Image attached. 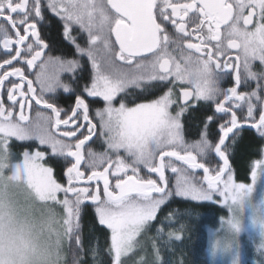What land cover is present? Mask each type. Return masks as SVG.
<instances>
[{"label": "snow or ice", "instance_id": "6c2138e0", "mask_svg": "<svg viewBox=\"0 0 264 264\" xmlns=\"http://www.w3.org/2000/svg\"><path fill=\"white\" fill-rule=\"evenodd\" d=\"M50 19L59 22L61 43L74 58L48 54ZM0 21V156L12 155L13 139L50 149L23 151L15 169L63 209L69 264H85L89 255L99 259V249L85 248L78 232L85 203L110 230V264H124L122 257L134 252L137 237L154 227L171 196L230 208L255 190V168H264V160L255 162L252 184L237 183L228 142L234 145L237 132L248 129L264 138V0H0ZM75 56H86L91 71L62 118L45 93L74 89L47 69L57 65L75 77L82 70ZM226 78L231 83L222 87ZM134 91L154 98L129 106ZM85 95L104 102L95 111L99 131ZM33 104L52 115L37 112L33 124L27 115ZM204 104L212 113L200 120L198 139L188 142L185 117L207 113ZM94 137L106 151L88 147ZM49 156L67 162V186L55 178L53 165L42 163Z\"/></svg>", "mask_w": 264, "mask_h": 264}, {"label": "rangeland", "instance_id": "374dc122", "mask_svg": "<svg viewBox=\"0 0 264 264\" xmlns=\"http://www.w3.org/2000/svg\"><path fill=\"white\" fill-rule=\"evenodd\" d=\"M11 142L12 155L0 156V264H28L29 252L37 248H40L48 264H69L70 249L63 209L60 206L58 214H55L47 199L39 195L23 176L17 174L15 164L21 158L23 150L16 142L17 147L13 148ZM262 154L264 156V149ZM261 169L262 173L255 185V201L247 198L230 208L219 205L226 210L229 218L224 221L223 228L216 232L215 237L211 236L209 264H242L241 260L238 263V260L221 259L223 254L229 258L242 256L241 248L244 245L251 243L250 246H253L261 237L264 240V200H260L261 194H264V168ZM249 184H252V179ZM173 197L186 198L176 195ZM25 219L36 222L34 230H25ZM108 232L110 235V230ZM137 240L139 247L135 253L139 254L140 251L143 252V244L144 249L147 245L143 234ZM122 260L151 258L129 254L122 257ZM256 261L248 260V264H257Z\"/></svg>", "mask_w": 264, "mask_h": 264}, {"label": "trees", "instance_id": "16d2710c", "mask_svg": "<svg viewBox=\"0 0 264 264\" xmlns=\"http://www.w3.org/2000/svg\"><path fill=\"white\" fill-rule=\"evenodd\" d=\"M264 142L252 135L242 137L233 154L234 171L240 182L246 183L248 162L264 160ZM54 176H62V166H54ZM259 168H257L258 171ZM261 169V168H260ZM168 217L169 219H165ZM225 213L217 206L189 200L174 199L164 206L153 221L154 227L148 230L149 246L141 253H130L142 258L144 264H209V232L222 228ZM81 237L85 248L90 244L99 249V259L94 261L85 256V264H110L106 255L109 244L108 233L98 224L94 212L89 209L83 215ZM172 233L173 235H169ZM261 246V239L253 246ZM246 248V247H245ZM254 250V247H252ZM135 253V254H134ZM259 255V254H257ZM262 255V254H261ZM124 264H141L142 260H123ZM258 262L261 260H257Z\"/></svg>", "mask_w": 264, "mask_h": 264}, {"label": "flooded vegetation", "instance_id": "af4514ba", "mask_svg": "<svg viewBox=\"0 0 264 264\" xmlns=\"http://www.w3.org/2000/svg\"><path fill=\"white\" fill-rule=\"evenodd\" d=\"M3 22V21H0ZM50 24L51 27L50 28H45V35L48 39V42L51 45L52 51L50 53H48L49 55H56V56H65L68 59H72L73 57V50L70 46L61 43V36H60V32H61V28L59 26V22L57 20H52L50 19ZM84 38L81 39V43L83 44L85 39H86V34H81ZM193 42H196L195 40H193ZM75 59H78L80 61V64L82 65V70H77L75 77H73V74L67 71H63L59 68V66L57 65H49L48 69H47V73L48 75H59V78L61 80L62 83H68L71 84L74 91L72 93H67L64 92L63 89L61 88H57L54 92L52 93H45V97L49 100V102L55 103L59 108H61L63 110L62 112V118H63V114L64 112H69V110L74 106V102H75V97L76 95L80 94V89H82L83 85L88 81L89 79V74H90V63L88 61V58L85 57H80V56H75ZM256 70L259 71L260 66L259 64H257L256 66ZM34 72H39V68H36L33 70ZM80 77H83L82 79ZM31 79L35 80V76L31 75L30 76ZM231 82L227 80L226 78V82L222 83V87H227L229 86ZM254 86V85H253ZM38 85H37V89H38ZM242 91H248L250 90V88H242ZM159 94V93H157ZM154 97L151 95H148L146 92L143 95H138L137 92H132L131 94H129L127 96L126 102L129 103V106H131L133 103H139V102H146V100H151ZM85 99L86 101L89 103L90 105V116L93 118V122L97 123V130L99 131V121L98 118L95 117V111L96 109L99 108H103L104 107V102L102 101L101 98H88L85 95ZM204 108L207 109V113L205 112H195V113H191L190 117L186 116L185 120H184V127H185V139L188 142H193L195 140L198 139L199 136V132L201 130V123L200 120L202 119L203 115L208 114L211 115L212 113V107L209 106L208 104H204L203 105ZM37 112L42 113L45 116H50L52 115L50 110H47L45 108H43L42 106H37L35 104H33L32 108L27 112V115L29 116L30 121L35 124L38 122V117H37ZM70 114V112H69ZM40 123H43L42 120L39 121ZM237 135L239 136V140L244 137V136H248V135H252L253 137L260 139L261 143L264 142V138H261L255 130H242L237 132ZM210 138L211 139H215L216 138V126L212 125L211 129H210ZM94 142L90 143L88 145V147H91L94 151L100 153V152H104L106 151V145L103 144L102 139H98V138H93ZM238 140V142H239ZM19 143V147L25 151V150H30V151H35V150H40V151H44L45 153H50V149L47 148L46 146H41L38 144L37 141L32 140V141H17V140H12V146L13 148L17 145L15 144ZM237 142V143H238ZM237 143H235L233 145L232 141L229 140L228 142V155L230 158V165L232 168V172L234 175V179L236 180L237 183H242L239 181V179L237 178V175L234 171V165H233V154L235 152V149L237 148ZM207 159H211V163L212 166L215 167V165L217 164V160L215 157H210ZM259 159H255L251 162V160H249L248 162V168H247V175H246V179L248 180L245 184H249L250 179H251V171L254 169V164L256 161H258ZM42 163H45L46 166L48 165H53L55 166L56 164H59L62 166V176L61 177H55L58 182H60L61 184L67 186V180L66 177L64 176V171L66 170V167L68 166L67 162L64 161L63 159H56L54 160L53 158H51L50 156L47 157L44 161H42ZM82 170H86L84 165H82ZM87 171V170H86ZM257 171V170H256ZM262 173V169H258L257 171V179L258 177L261 175ZM141 175H146L145 171L141 172ZM166 175L168 176L169 179V188L171 190L175 189V176L169 171H166ZM203 173L201 172H197L196 173V178H200L202 177ZM152 178H156V176L153 174ZM64 194L60 193L58 194L59 198H63ZM174 199H181V200H189L192 201L191 199H186V198H178V197H173L171 196L167 202L162 205L160 207V209L158 210L157 213H159V211H161V209L166 206L167 204L170 203V201L174 200ZM47 202H49L52 206V208L55 211V214H58L60 205H56L54 204L51 200L47 199ZM195 202V201H192ZM197 203H205L208 204L206 202H197ZM210 205V204H209ZM213 206H217L220 209H222V211L225 213V217L223 218V222H222V228L224 226V221L229 218L228 213L226 212V210L217 205V204H211ZM90 210L91 212H94V208L90 203H85V205L82 208V212L80 217L78 218L77 222L80 224V228L78 230L79 235L81 237V220L83 218V215L85 214V212L87 210ZM245 212V211H244ZM95 215V214H94ZM96 217V216H95ZM241 218V215L239 216ZM257 217V216H256ZM97 219V218H96ZM103 227V226H101ZM104 228V227H103ZM220 230V229H219ZM217 230V231H219ZM108 233V238L110 237L108 230H106ZM217 231H210L209 237H210V243H211V236L215 237L216 232ZM145 236V240H146V245L148 247L149 243H148V236L147 233L143 234ZM260 236V235H259ZM82 239V237H81ZM261 246H250L251 243H248L246 245L243 246V248H241V250H243L242 256H235L234 258H229V257H225L224 254L222 256L221 260H241L242 264H248V260H261V262L256 261L257 264H264V240L261 237ZM139 241V240H138ZM139 247V244L136 246V248L134 249V252L137 251ZM246 247V248H245ZM254 247V250L253 248ZM142 250H144V244L142 247ZM259 254V255H257ZM262 254V255H261ZM129 255V254H128ZM126 255V256H128ZM209 260V259H208Z\"/></svg>", "mask_w": 264, "mask_h": 264}, {"label": "clouds", "instance_id": "9594fccd", "mask_svg": "<svg viewBox=\"0 0 264 264\" xmlns=\"http://www.w3.org/2000/svg\"><path fill=\"white\" fill-rule=\"evenodd\" d=\"M248 199L251 201H255L256 199L255 190L251 192V194L248 196ZM260 200H264V194H261ZM23 226L25 227V230H34L36 227V222L33 221L32 219H25L23 221ZM28 255H29L28 264H48V261L42 255L40 248H37L35 251H30Z\"/></svg>", "mask_w": 264, "mask_h": 264}]
</instances>
